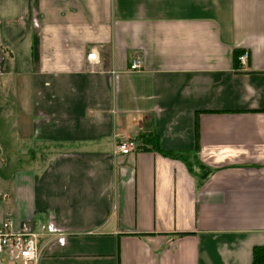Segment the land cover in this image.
I'll return each mask as SVG.
<instances>
[{"label": "crops", "instance_id": "obj_1", "mask_svg": "<svg viewBox=\"0 0 264 264\" xmlns=\"http://www.w3.org/2000/svg\"><path fill=\"white\" fill-rule=\"evenodd\" d=\"M139 134L197 147L208 176L149 146L116 152ZM61 142L84 144L43 154ZM7 219L38 235V264H251L264 0H0V231Z\"/></svg>", "mask_w": 264, "mask_h": 264}, {"label": "built area", "instance_id": "obj_2", "mask_svg": "<svg viewBox=\"0 0 264 264\" xmlns=\"http://www.w3.org/2000/svg\"><path fill=\"white\" fill-rule=\"evenodd\" d=\"M248 58L247 52H243L237 59L240 68H244ZM89 65L97 62L96 52L90 50L86 55ZM138 68L136 63L130 66L131 70ZM136 150V144L131 139H125L116 146V152L127 155ZM11 220L7 219L1 224L0 231V253L8 251L12 264H38L40 251L38 247V235L34 233L11 232Z\"/></svg>", "mask_w": 264, "mask_h": 264}, {"label": "trees", "instance_id": "obj_3", "mask_svg": "<svg viewBox=\"0 0 264 264\" xmlns=\"http://www.w3.org/2000/svg\"><path fill=\"white\" fill-rule=\"evenodd\" d=\"M241 51H235L233 56H234V61L238 63L237 59L241 55ZM141 141L140 143L143 145H138L137 141ZM136 143V148L139 149V147L143 146H149L150 149L155 151L158 154H161L165 157L173 158V159H178L180 161H183L186 163L187 169L190 173L194 174L199 173L198 177L199 179H205L208 174L209 170L205 169L204 167L200 166L201 168H196L197 164V159H198V149L195 147V150L192 154H186V153H174V152H164L160 149L159 147V141L156 135H145V134H139L135 139ZM84 143H74V142H64V143H41V145H44L43 148V154L44 152H48L49 150H54L59 152H65V151H71L75 150L78 147H80ZM197 144V140H196ZM39 151H33L32 150V155H34L33 159H36ZM251 264H264V246H257L252 249L251 253Z\"/></svg>", "mask_w": 264, "mask_h": 264}]
</instances>
